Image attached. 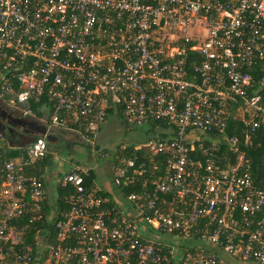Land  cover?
<instances>
[{
  "label": "built area",
  "instance_id": "2783aa9c",
  "mask_svg": "<svg viewBox=\"0 0 264 264\" xmlns=\"http://www.w3.org/2000/svg\"><path fill=\"white\" fill-rule=\"evenodd\" d=\"M0 97L26 116L31 101L46 115L52 103L63 130L95 133L116 114L158 133L133 147L150 158L121 159L114 191L65 175L58 245L28 244L18 223L43 217L45 181L26 169L48 141L4 161L0 264H264V189L228 133L233 108L264 130V0H0ZM139 182L149 190L127 192Z\"/></svg>",
  "mask_w": 264,
  "mask_h": 264
},
{
  "label": "trees",
  "instance_id": "16d2710c",
  "mask_svg": "<svg viewBox=\"0 0 264 264\" xmlns=\"http://www.w3.org/2000/svg\"><path fill=\"white\" fill-rule=\"evenodd\" d=\"M262 75V69H258L256 72H254V81L257 82L259 78ZM47 101V99H46ZM42 104L36 103L35 101H31L30 103V109L32 110V117L38 120H43L46 118V120H50V116L53 113L52 103L49 105V112L46 115L45 112L41 110ZM238 112L233 109L228 110V133L230 135H235L238 137L239 143L238 148L240 151L245 152V155L250 158V164H251V173L252 178L255 184L256 189H264V130H256L252 131L251 129L247 128L245 124L240 120L236 119L234 116L237 115ZM164 122H157L154 124V127L157 126H164ZM86 132V131H83ZM147 133L151 136H154L156 134V130H150L147 131ZM88 137H92L94 133L87 132ZM39 137L35 138L38 139ZM34 140V141H35ZM134 145H128L125 150H122V148H119L117 158L115 160L116 166L120 165L121 159H129L133 158L135 156H138L139 158L147 157L150 158V154L147 153H136L133 149ZM191 147V146H190ZM26 148L22 149H12L7 144H0V172H1V166L4 161L6 160H18L21 153L26 152ZM207 148V146H204V149ZM191 154L195 159H203V148L195 145V147L190 148ZM218 158H228L230 160V163L232 164L235 162L238 154L234 153L229 146H222L221 150L217 153ZM48 156L46 158H43L38 161L35 167H28L26 169V172L31 175L38 178H43L44 174V168L46 167V163L48 162ZM156 158V157H155ZM158 160L161 166L164 164V160H162V157L158 156ZM161 160V161H160ZM229 165L228 163H223V166ZM81 174L85 178V184L86 186L91 189L95 188L96 186H93V179H94V173L91 172L89 174H85L84 172L80 171ZM44 179V178H43ZM150 185L146 186L142 183H136L131 184L127 188L128 193L137 192V193H143L145 190H149ZM74 193V189L69 186L65 187L62 185V183L58 186V199H57V206L58 210L56 212H53V209L50 208L48 199H44L42 202L43 204V217L37 221H34L30 223L29 216L26 218H23L20 220V224H23L26 227V235L25 239L26 242L30 245H34L35 242L38 241L39 238L45 237L49 238L53 245H58L59 242L56 240V229L54 227V222L62 218V214L65 213L69 209V197ZM38 238V239H37ZM48 240V239H47ZM46 243L47 241L44 240ZM193 254L194 252L191 251ZM181 264V263H180Z\"/></svg>",
  "mask_w": 264,
  "mask_h": 264
},
{
  "label": "rangeland",
  "instance_id": "374dc122",
  "mask_svg": "<svg viewBox=\"0 0 264 264\" xmlns=\"http://www.w3.org/2000/svg\"><path fill=\"white\" fill-rule=\"evenodd\" d=\"M81 136L85 140L86 147L75 145L69 149L67 145L57 143L62 151L57 152L59 159L52 161L47 168V174L51 175L50 178L57 184L71 169L79 166L86 174L93 171L95 175L93 183L105 191L106 186L112 187V177L117 171L115 160L118 157L119 148L144 142L150 135L146 128L128 126L121 116L112 114L101 131L94 133L92 137ZM53 149L56 150L55 147ZM55 150H53L54 156ZM90 167L93 170H90ZM47 174L44 178L50 182ZM54 188L50 187V191L53 192Z\"/></svg>",
  "mask_w": 264,
  "mask_h": 264
},
{
  "label": "water",
  "instance_id": "95a60500",
  "mask_svg": "<svg viewBox=\"0 0 264 264\" xmlns=\"http://www.w3.org/2000/svg\"><path fill=\"white\" fill-rule=\"evenodd\" d=\"M25 126L34 128V131H27L29 129ZM27 135L34 136L32 141H26ZM37 137H45L48 143L53 142V133L44 121L25 116L19 107L8 105L0 97V140L6 141L13 149H22L32 144Z\"/></svg>",
  "mask_w": 264,
  "mask_h": 264
},
{
  "label": "crops",
  "instance_id": "0c3cea01",
  "mask_svg": "<svg viewBox=\"0 0 264 264\" xmlns=\"http://www.w3.org/2000/svg\"><path fill=\"white\" fill-rule=\"evenodd\" d=\"M22 108H24V106H22ZM41 121H44L46 123V125H47V128L53 133V142L52 143H48V145H49L48 157L49 158H48V162L46 163V167L44 168V174H43V178H44V176L47 174V168L52 164V161L54 159H57V160L59 159L57 152L62 151V149L59 147L60 145L58 146L57 143H60V138L66 137L68 134H72V135L78 136L85 143V140L83 139V137L81 135H86L88 137V134H87V131L83 132L85 130H81V131L76 130L75 131V130H63V129H58V128H52V126H50V123H49L48 120H46V118L41 120ZM102 127L103 126H101L99 131H101ZM97 133H98V131H97ZM75 145L76 146L80 145V143L79 142L72 143L69 146V149H72ZM82 146L86 147L85 144H82ZM54 147L56 148V150L53 149ZM53 150H55L54 151L55 152V156L53 154ZM75 170H81L82 172H84L83 168H81L79 166H77L74 169H71L69 172H72V171H75ZM90 170H93V169L90 167ZM47 175H48V178L51 177V175H49V174H47ZM44 181H45V186H46V190H47L46 199H48L49 206H50V208L53 209V212H56L58 210V206H57L58 186L61 184V181H59L57 184L54 183V180L51 179V178H50V182L46 181L45 178H44ZM54 185H56L55 188H54ZM93 186L99 187L98 185H95L94 183H93ZM50 187L54 188L53 192L50 191ZM104 190H105L106 193L109 192V191H114L113 190V186L112 187L106 186V189H104Z\"/></svg>",
  "mask_w": 264,
  "mask_h": 264
},
{
  "label": "flooded vegetation",
  "instance_id": "af4514ba",
  "mask_svg": "<svg viewBox=\"0 0 264 264\" xmlns=\"http://www.w3.org/2000/svg\"><path fill=\"white\" fill-rule=\"evenodd\" d=\"M26 128H28L29 130H27V131H30V132H33L34 131V128H30L29 126H25ZM33 130V131H32ZM34 138V136H32V135H27L26 136V141L27 142H30V141H32V139ZM74 142H79L80 143V146H82V144H85L78 136H76V135H72V134H68L66 137H62V138H60V143H63V144H65V145H67L68 147L72 144V143H74ZM0 144H7L8 145V143L6 142V141H1L0 140ZM9 146V145H8ZM29 146V145H28ZM27 146V147H28ZM84 147V146H83Z\"/></svg>",
  "mask_w": 264,
  "mask_h": 264
}]
</instances>
